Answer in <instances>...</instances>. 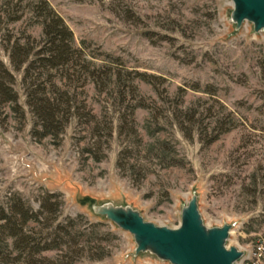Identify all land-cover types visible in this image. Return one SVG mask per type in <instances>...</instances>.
Masks as SVG:
<instances>
[{
  "label": "rangeland",
  "instance_id": "obj_1",
  "mask_svg": "<svg viewBox=\"0 0 264 264\" xmlns=\"http://www.w3.org/2000/svg\"><path fill=\"white\" fill-rule=\"evenodd\" d=\"M22 1L0 0V59L11 70L8 44L43 36L31 0ZM46 1L77 43L120 57L121 68L156 76L157 89L137 81L140 93L121 105L87 88L81 113L95 119L73 116L60 141H38L29 110L22 121L9 106L0 107V206L17 194L39 212L44 195H56L62 203L57 220L30 225L37 242L53 239L58 224L72 218L88 237L96 232L91 245L105 254L95 260L102 251L87 250L73 264H170L151 253L135 256L133 235L93 208L131 207L148 222L178 228L196 195L208 228L233 225L227 247L244 252L240 264H264L257 254L264 240V31L256 34L248 22L237 31L231 0ZM136 99L147 107L132 115ZM190 108L197 111L191 135L176 121ZM156 137L165 141L163 153L150 147ZM97 223L104 226L92 228ZM15 256L0 245V264H27ZM40 257L38 264L71 260L59 250Z\"/></svg>",
  "mask_w": 264,
  "mask_h": 264
},
{
  "label": "trees",
  "instance_id": "obj_2",
  "mask_svg": "<svg viewBox=\"0 0 264 264\" xmlns=\"http://www.w3.org/2000/svg\"><path fill=\"white\" fill-rule=\"evenodd\" d=\"M8 1L7 5L10 6L12 0ZM27 4L38 19L36 23L42 27L43 36L39 41L29 37L26 42H10L5 48L10 55L12 70L0 59V107L9 106L11 112L18 115L22 121L26 120L29 110L34 120L32 135L38 141L46 138L60 141L73 116H87L90 121L95 119L96 116L92 112L86 116L81 113L82 108H86L84 101L83 107L79 105L81 97L87 96L86 89L89 87H93L99 95H105L107 99L121 105H124L128 98L133 99L137 97L136 93H140L137 81L157 89L156 76L121 68L120 57L101 52L98 48L91 49V43L85 40L77 43L73 31L46 0H31ZM16 73L21 75L27 109L15 89ZM207 88L214 89L213 86ZM192 89L200 90L201 86L194 84ZM184 93L181 88L177 97L182 99ZM140 97L142 101L145 99L142 95ZM135 104L132 115L138 106L147 107L140 100ZM179 113L176 121L180 131L191 135L197 125V111L190 108L180 110ZM111 135L110 132L109 136ZM153 141L150 144L153 151H166L164 140L156 137ZM61 207L62 203L54 194L44 195L39 212L34 211L19 195L12 196L7 208L0 206V245H4L7 250L11 248V254L16 253L14 260H24L27 264L40 263L44 260L40 255L51 250L64 252L63 258L70 257L71 260L67 264H73L87 250L102 251L92 256V259H103V248L91 245L95 241L96 232H92L88 237L78 228V221L72 218L66 223L58 224L53 239L44 244L37 242L35 229L30 225H46L47 222L52 224L57 220ZM100 218L106 220L104 217ZM102 226V223H97L93 224L92 228ZM112 232L108 234L112 235Z\"/></svg>",
  "mask_w": 264,
  "mask_h": 264
},
{
  "label": "water",
  "instance_id": "obj_3",
  "mask_svg": "<svg viewBox=\"0 0 264 264\" xmlns=\"http://www.w3.org/2000/svg\"><path fill=\"white\" fill-rule=\"evenodd\" d=\"M231 1V19L237 31L245 22L253 25L256 34L264 31V0ZM93 211L133 235L135 256L151 253L170 264H240L245 255L236 247H227L233 225L208 228L204 224L196 195L182 209L178 228L148 222L139 211L131 207L109 203L95 206Z\"/></svg>",
  "mask_w": 264,
  "mask_h": 264
},
{
  "label": "built area",
  "instance_id": "obj_4",
  "mask_svg": "<svg viewBox=\"0 0 264 264\" xmlns=\"http://www.w3.org/2000/svg\"><path fill=\"white\" fill-rule=\"evenodd\" d=\"M257 254H258V260H260L263 256H264V240H262L261 242H259V244L257 245Z\"/></svg>",
  "mask_w": 264,
  "mask_h": 264
}]
</instances>
